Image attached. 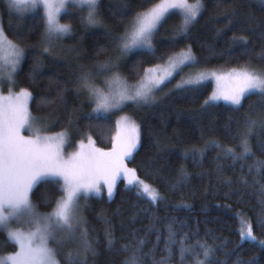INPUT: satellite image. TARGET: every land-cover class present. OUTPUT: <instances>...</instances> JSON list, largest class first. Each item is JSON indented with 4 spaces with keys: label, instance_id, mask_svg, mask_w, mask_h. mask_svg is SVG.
I'll return each mask as SVG.
<instances>
[{
    "label": "snow or ice",
    "instance_id": "snow-or-ice-1",
    "mask_svg": "<svg viewBox=\"0 0 264 264\" xmlns=\"http://www.w3.org/2000/svg\"><path fill=\"white\" fill-rule=\"evenodd\" d=\"M3 3L9 13L15 12L21 20L27 12L38 13L41 32L38 45L21 46L7 38L0 13V51L5 46L11 49V57L0 67V85L6 82L9 87L7 96L0 95V234L6 235V244L11 243L16 247L15 252L0 256V264H99L101 247L104 252L120 257L105 264H172L177 257V264H258L255 256L245 260L242 250L245 241L264 249V239L258 240L254 233V227L264 231V184L260 183V179H264V159L255 158L249 144L250 133L257 124L264 127V115L244 117L242 130L238 127L237 131L243 148L241 153L237 154L232 148H223V158L231 159L233 167L240 165L241 175L235 182L248 187V178L252 177V185H259V207L254 210L255 219L245 213L237 214L239 241L232 249L227 248V242L210 244L208 238L200 239L198 230L185 231L188 228L186 222L177 218L169 220L163 230L156 228L154 223L144 230L143 236L139 235V229H130L120 237L115 235L111 221L105 220L103 240L92 236L83 215L87 205H82L81 200L100 196L103 187H106L111 199L117 181L123 179L128 190H134L137 197L146 199L150 206L158 207L164 199L158 188L141 180L137 170L128 168L125 163L134 158L140 143L139 126L130 117L121 116L116 121L117 134L113 137L111 150L95 148L89 136L87 144L83 141L79 143V151L67 158L64 156V147L70 143L71 130L79 119L105 120L129 104L136 107L155 104L156 92L170 83L184 67L197 63L189 44L181 52L170 56L166 67H143V74L137 82L129 83L121 71L122 62L130 56L143 53L155 55L158 43L175 48L182 40L190 39L192 28L206 11L204 0H160L159 3L152 0H3ZM227 4L228 0H223L217 6L226 7ZM261 4L264 5V0H261ZM105 5L110 16L118 21L115 26L106 23L103 12ZM261 11H264V7ZM62 14L77 16L85 29L103 30L108 45L97 52L98 55L106 54L105 59L93 61L90 66L77 64L75 78L69 81L74 84L72 90L76 96H84L88 103L94 105L91 111L84 114L72 109L68 112L67 127L58 133L46 135L43 133L59 123L62 117L34 116L29 106V102L35 99L33 92L27 88H21L19 92L13 89L17 87L16 77L29 51L36 53L29 73L33 81L44 75L45 57L59 63L82 58L76 47L63 50L66 56L56 54L62 40L73 35L72 25L60 22ZM174 15H179L181 22L171 29V35L157 40V33ZM222 16L226 23L223 29L216 30L217 38H222L226 31L240 27L241 31L258 35L264 43V22L257 21L251 15L243 17L236 6L226 7ZM16 34L23 38L22 30ZM251 43L248 36L234 35L229 51L239 48L241 55L247 56ZM256 58L264 62V47L256 53ZM142 63L137 62L134 66L137 74ZM211 75L217 89L203 101L202 110L205 106L214 107L215 102L220 100L236 106L238 110L243 107V101L249 94H259L262 97L261 107H264V67H254L249 63ZM207 78L204 73L195 78H182L169 93L174 90L195 93ZM69 90L66 86L63 92ZM44 103L47 101L42 99L41 104ZM25 129L34 135L24 136L22 130ZM210 143L213 147H222L214 141ZM258 146L264 154V141L259 142ZM196 151H186L183 157L196 162ZM203 155L201 151L200 159H203ZM221 158L218 153L216 159ZM249 160L252 162L249 163ZM245 167L247 173L244 172ZM160 171L156 168L148 174L159 176ZM217 173L223 174L222 166H218ZM190 179V174L181 167L171 188L179 189ZM233 182L231 178L225 180L228 185ZM40 184L50 185L52 189L42 193V204L51 208L43 213L31 198ZM56 192L59 195H55ZM13 224L27 225L28 230L25 231L23 227L14 229ZM153 233L155 242L146 251L148 238ZM212 239L216 241L219 237ZM190 240L193 242L189 243ZM158 250L162 253L159 258ZM232 256L236 257L235 260L231 259Z\"/></svg>",
    "mask_w": 264,
    "mask_h": 264
},
{
    "label": "trees",
    "instance_id": "trees-1",
    "mask_svg": "<svg viewBox=\"0 0 264 264\" xmlns=\"http://www.w3.org/2000/svg\"><path fill=\"white\" fill-rule=\"evenodd\" d=\"M158 1L160 0H152L153 3ZM222 2L223 0H204L206 11L192 28L190 39L182 40L175 48L158 43L155 55L143 53L130 56L127 61L122 62V75L127 77L128 82H135L143 74V67L163 63L172 54L184 50L189 44L192 46L197 63L188 68H233L249 63L254 67H264V62L256 58V53L264 47L258 35H251L237 27L226 31L222 38L216 36V30L223 29L226 23L222 16L226 7L236 6L243 17L251 15L257 21L264 22V11H261L264 5L260 0H228L226 7H218L217 5ZM103 12L106 23L113 26L118 23L110 16L107 5L103 7ZM0 13H2L4 31L10 40L21 46L39 44L41 21L38 13L25 15V20H21L15 12H8L3 0H0ZM61 21L72 23L78 39L75 42L73 40L69 46L76 47L81 52L82 58L79 61L59 63L45 57L44 75L33 81L29 73L36 53L29 51L23 62L22 70L16 77V88H27L35 96V99L29 102L32 114L62 117L60 122L51 128L53 131L67 126L68 112L72 109L81 110L84 114L90 112V103L82 100L81 96L75 95L72 90L74 84L69 81L75 78L76 62L90 66L93 61L105 59L106 54L98 55L97 52L108 45L103 30L85 29L77 16L62 14ZM180 22L179 15L172 16L157 33V40L171 35V29ZM18 30L23 31V38L16 34ZM234 35L248 36L252 41L247 56L241 55L242 50L239 48L229 51L230 41ZM68 44L65 46L67 47ZM66 47L60 46L56 54L66 56L67 53L62 52V49L66 50ZM141 61L143 63L137 74L134 66ZM181 72L155 93L157 97L155 104L128 108L132 119L139 126L140 143L134 158L125 163L128 168L137 170V175L141 180L158 188L164 196L163 201L158 207L150 206L146 199H139L134 190L129 191L123 179L118 180L111 199L107 193L102 192L100 196L89 197L86 201L81 200L82 205H87L83 215L93 237L103 240L105 220L111 221L115 235L120 237L126 235L127 230L130 229H139V235L143 236L145 235L144 230L154 223L156 228L163 230L169 220L177 218L178 221L186 222L188 228L185 231L198 230L200 239L208 238L210 244L227 242V248L232 249L239 241L240 224L237 214L245 213L249 218L255 219L254 210H258L259 207V185H252V177L248 178V187L235 182L241 175L240 165L236 164L233 167L231 159H224L223 148H232L237 154L243 151L240 139L237 138L238 127L242 130L241 124L243 125L246 115H264V107L260 104L262 97L259 94H249L243 101V107H240L238 111L236 106L233 107L221 101L215 102L214 107L205 106L202 110L203 101L212 92L211 83L201 84L195 93L175 90L169 93V90L174 89L177 84ZM66 86L70 90L63 92ZM42 99L47 103L41 104ZM75 126L89 135L98 148L102 150L112 148L115 128L113 116L105 120L79 119ZM213 141L222 147H213L210 143ZM261 141H264V127L257 124L250 133L249 144L255 153V158L264 159V154L258 146ZM191 149L197 150L196 162L191 158L183 157V154ZM201 151L204 153L203 159H200ZM218 153L222 157L220 160L216 159ZM150 161L152 163H149ZM218 166L223 168L222 175L217 173ZM181 167L190 174V182L173 190L171 183ZM156 168L161 169L159 176L148 174ZM244 172L247 173L246 167ZM227 178H231L234 182L231 185L226 184ZM260 183L264 184V179H260ZM46 190H52L51 186L40 184L31 195L33 203L39 206L40 212L51 210L50 207L42 204V193ZM54 194L59 195L58 192ZM184 205H190V207H184ZM133 217H135L134 220ZM254 233L258 240L264 239V231L258 227H254ZM163 234L166 235V232ZM212 237H219V240L214 241ZM155 238L154 233L149 236L146 251L152 247ZM5 241L6 235L0 234V255L16 250L14 244H6ZM192 242L189 241V243ZM160 248H163V239H161ZM161 254L158 250L157 258ZM253 256L256 257L258 264H264V249H261L258 244L245 241L242 257L247 260ZM235 258V256L231 257L232 260ZM119 259L120 257L104 252L101 247L99 264ZM177 261L178 257L173 259L172 264H177Z\"/></svg>",
    "mask_w": 264,
    "mask_h": 264
},
{
    "label": "rangeland",
    "instance_id": "rangeland-1",
    "mask_svg": "<svg viewBox=\"0 0 264 264\" xmlns=\"http://www.w3.org/2000/svg\"><path fill=\"white\" fill-rule=\"evenodd\" d=\"M261 1V0H260ZM160 1H158L157 3H159ZM190 2H194V0H190ZM28 14H34L32 12H27L25 13V15H28ZM61 23H70V22H64V21H61ZM72 25V23H70ZM73 27V26H72ZM8 38V37H7ZM9 39V38H8ZM77 36L75 35V31H74V28H73V35L71 37H65L62 42L59 44V46L57 47V49H59L60 46H64V48L66 47L65 45H67L68 43V46L66 47V49L72 47V46H69L70 43L74 42L77 40ZM10 40V39H9ZM63 50L65 49H62V52H64ZM58 51H61V50H58ZM182 51V50H181ZM181 51H178L174 54H172L171 56L181 52ZM11 57V49L7 48V46H5L4 50L0 51V67L3 66L4 62L9 59ZM169 58V57H168ZM168 58L166 61H164L163 63H160V64H156V65H159L160 67H166L167 66V63H168ZM77 64H79L78 62H76ZM77 64L74 66L75 68V72L77 71ZM156 65H153V66H156ZM153 66H150V67H153ZM190 66V65H189ZM239 67V66H238ZM185 68H188L187 67H184L183 69ZM233 68H236V67H233ZM229 69H232V68H201V69H197V68H192V67H189L187 70L185 71H182L180 76H179V79H178V82L183 78V79H188V78H195L197 77L198 75H200L201 73H204L208 78L202 83H211V86H212V92L210 94V96L212 95V93L217 89V84H216V81L215 79L213 78V76L211 75L213 72L217 73V74H220L222 72H227ZM140 78L137 80L139 81ZM135 81V82H137ZM177 82V83H178ZM129 83H134V82H129ZM98 85L99 86H103L102 83L100 81H98ZM21 88H14L13 91L15 92H19ZM9 94V87L7 85V83H3L2 85H0V95H5L7 96ZM82 100H84L85 102L86 99L84 96H81ZM221 102H224V103H227L223 100H220ZM218 102V101H217ZM229 104V103H228ZM91 105V108L94 106L93 104H90ZM91 108H90V111H91ZM128 108H137L136 106H133L131 104L125 106L123 108V110L121 111H116L114 112L113 114H111L110 116H113L114 117V124H115V128H114V133H113V137L116 136L117 134V126H116V121L121 117V116H128L132 119L131 115L129 114L128 112ZM81 111V110H80ZM34 115V114H33ZM34 116H43V115H34ZM46 116H50L52 117V115H46ZM54 119V117H52ZM133 120V119H132ZM134 121V120H133ZM135 122V121H134ZM136 123V122H135ZM67 126H65L64 128L60 129V130H51L52 127L48 128L47 131L43 134H46V135H52L54 133H58L60 131H63ZM22 134L24 136H29V135H34V133H30L28 130H22ZM88 137L89 135L83 133V131L81 132V130L79 128H77V126L74 125L73 129L71 130V137H70V143H68L65 147H64V156L65 158H67L68 156H70L71 154L79 151V143L81 141H83L85 144L88 143ZM113 146V145H112ZM94 147L95 148H98L95 144H94ZM98 149H101V148H98ZM112 149V148H111ZM110 149V150H111ZM102 150V149H101ZM103 151H109V150H103ZM126 183V181H125ZM101 185L103 186V180H101ZM102 192H105L107 193V190H106V187H103L102 189ZM43 213V212H42ZM12 227L15 229V228H20V227H23L25 231L28 230V226L27 225H19V224H13ZM16 251V250H15ZM14 251V252H15ZM10 253H13V252H10ZM9 253H5L3 255H0V256H5Z\"/></svg>",
    "mask_w": 264,
    "mask_h": 264
},
{
    "label": "bare ground",
    "instance_id": "bare-ground-1",
    "mask_svg": "<svg viewBox=\"0 0 264 264\" xmlns=\"http://www.w3.org/2000/svg\"><path fill=\"white\" fill-rule=\"evenodd\" d=\"M25 20V19H24ZM19 23V22H18ZM222 69V68H221ZM225 105V104H224ZM234 107V106H233ZM83 111V110H82ZM238 111V110H237ZM241 126H243L242 124H241ZM261 127V126H260ZM210 139V138H209ZM217 139V138H216ZM216 141V140H215ZM219 162V161H218ZM222 177V176H221ZM252 179V178H251ZM231 209V208H230ZM191 211V210H190ZM186 214V213H185Z\"/></svg>",
    "mask_w": 264,
    "mask_h": 264
}]
</instances>
